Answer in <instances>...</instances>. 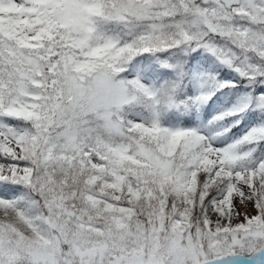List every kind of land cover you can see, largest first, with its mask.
<instances>
[{
  "label": "snow or ice",
  "instance_id": "snow-or-ice-1",
  "mask_svg": "<svg viewBox=\"0 0 264 264\" xmlns=\"http://www.w3.org/2000/svg\"><path fill=\"white\" fill-rule=\"evenodd\" d=\"M0 264H264V0H0Z\"/></svg>",
  "mask_w": 264,
  "mask_h": 264
},
{
  "label": "clouds",
  "instance_id": "clouds-1",
  "mask_svg": "<svg viewBox=\"0 0 264 264\" xmlns=\"http://www.w3.org/2000/svg\"><path fill=\"white\" fill-rule=\"evenodd\" d=\"M76 95L77 104L83 105L85 110H104L108 104L112 103L111 100L107 99L105 95L101 93L85 91L83 94L76 93Z\"/></svg>",
  "mask_w": 264,
  "mask_h": 264
},
{
  "label": "rangeland",
  "instance_id": "rangeland-1",
  "mask_svg": "<svg viewBox=\"0 0 264 264\" xmlns=\"http://www.w3.org/2000/svg\"><path fill=\"white\" fill-rule=\"evenodd\" d=\"M89 112L96 117H99L101 119H103L104 117V112L102 110H97V109H91L89 110Z\"/></svg>",
  "mask_w": 264,
  "mask_h": 264
}]
</instances>
